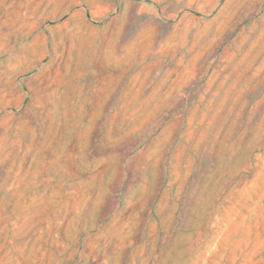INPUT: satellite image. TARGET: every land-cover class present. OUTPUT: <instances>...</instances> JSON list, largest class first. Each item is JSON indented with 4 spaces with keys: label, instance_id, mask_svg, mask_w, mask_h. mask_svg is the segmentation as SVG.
<instances>
[{
    "label": "rangeland",
    "instance_id": "obj_1",
    "mask_svg": "<svg viewBox=\"0 0 264 264\" xmlns=\"http://www.w3.org/2000/svg\"><path fill=\"white\" fill-rule=\"evenodd\" d=\"M0 264H264V0H0Z\"/></svg>",
    "mask_w": 264,
    "mask_h": 264
}]
</instances>
